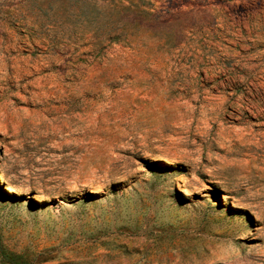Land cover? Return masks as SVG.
<instances>
[{
	"label": "rangeland",
	"instance_id": "rangeland-1",
	"mask_svg": "<svg viewBox=\"0 0 264 264\" xmlns=\"http://www.w3.org/2000/svg\"><path fill=\"white\" fill-rule=\"evenodd\" d=\"M0 264H264V0H0Z\"/></svg>",
	"mask_w": 264,
	"mask_h": 264
}]
</instances>
